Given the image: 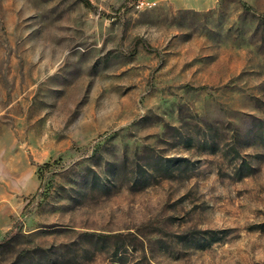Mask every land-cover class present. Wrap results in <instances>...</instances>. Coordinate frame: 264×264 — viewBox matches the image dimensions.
Masks as SVG:
<instances>
[{"label": "rangeland", "instance_id": "obj_1", "mask_svg": "<svg viewBox=\"0 0 264 264\" xmlns=\"http://www.w3.org/2000/svg\"><path fill=\"white\" fill-rule=\"evenodd\" d=\"M138 1L0 0V264H264V0Z\"/></svg>", "mask_w": 264, "mask_h": 264}, {"label": "built area", "instance_id": "obj_2", "mask_svg": "<svg viewBox=\"0 0 264 264\" xmlns=\"http://www.w3.org/2000/svg\"><path fill=\"white\" fill-rule=\"evenodd\" d=\"M153 5V3L145 1V0H139L138 1V6L142 7V6H151Z\"/></svg>", "mask_w": 264, "mask_h": 264}, {"label": "trees", "instance_id": "obj_3", "mask_svg": "<svg viewBox=\"0 0 264 264\" xmlns=\"http://www.w3.org/2000/svg\"><path fill=\"white\" fill-rule=\"evenodd\" d=\"M89 5V4H88ZM263 17H264V15H263ZM145 48H146V45H145ZM147 49V48H146Z\"/></svg>", "mask_w": 264, "mask_h": 264}, {"label": "crops", "instance_id": "obj_4", "mask_svg": "<svg viewBox=\"0 0 264 264\" xmlns=\"http://www.w3.org/2000/svg\"><path fill=\"white\" fill-rule=\"evenodd\" d=\"M189 2V1H188Z\"/></svg>", "mask_w": 264, "mask_h": 264}]
</instances>
